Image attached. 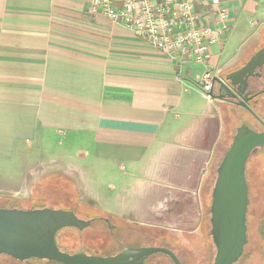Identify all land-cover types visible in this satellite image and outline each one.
I'll list each match as a JSON object with an SVG mask.
<instances>
[{
	"label": "crops",
	"instance_id": "0c3cea01",
	"mask_svg": "<svg viewBox=\"0 0 264 264\" xmlns=\"http://www.w3.org/2000/svg\"><path fill=\"white\" fill-rule=\"evenodd\" d=\"M90 5L0 0V158L67 168L122 223L207 243L214 170L232 134L222 103L196 86L231 62L226 38L206 64L179 68ZM228 13L227 36L258 25L239 53L264 36V0H232Z\"/></svg>",
	"mask_w": 264,
	"mask_h": 264
},
{
	"label": "water",
	"instance_id": "95a60500",
	"mask_svg": "<svg viewBox=\"0 0 264 264\" xmlns=\"http://www.w3.org/2000/svg\"><path fill=\"white\" fill-rule=\"evenodd\" d=\"M264 57V51L259 53ZM252 57L245 68L213 78V99L227 103L231 97L228 81L235 75L246 77L254 69ZM264 147V132L247 125L237 128L233 141L220 161L212 190L210 233L215 248L212 264H235L248 244L249 184L247 163L253 153ZM91 221L80 218L73 210L38 207L21 209L0 206V255L19 261L39 259L61 264H148L151 255L163 254L174 264H182L178 255L165 246L126 248L114 255H95L80 251H62L56 240L60 230L82 231Z\"/></svg>",
	"mask_w": 264,
	"mask_h": 264
},
{
	"label": "rangeland",
	"instance_id": "374dc122",
	"mask_svg": "<svg viewBox=\"0 0 264 264\" xmlns=\"http://www.w3.org/2000/svg\"><path fill=\"white\" fill-rule=\"evenodd\" d=\"M242 27L239 31H234L230 33L225 41L223 42L224 46V57L230 58L235 57L239 51L240 46L247 40L249 41L258 38V25L256 27H251L250 24L243 23L240 24ZM261 34V33H260ZM264 35V34H262ZM222 46V47H223ZM218 52V47L214 49ZM196 89L200 88L196 86ZM201 91V90H199ZM228 122L231 124L230 134H234L235 126L237 127L239 123L232 119V117H227ZM84 153V152H83ZM27 161H21L19 158L16 159H5L0 158V205H3L5 201L4 198H14L15 201H20L23 204L36 203L38 200L41 202H50L55 200L49 196V192L55 187V181L67 180L69 179L67 168L63 167H38L37 170L30 171V168L25 167ZM28 163V162H27ZM115 169V168H114ZM14 173L13 180H9L11 173ZM216 178V172L214 179ZM247 180L249 184V208H248V244L245 247L243 256L235 264H264V147L259 148L255 153L251 155L247 163ZM77 187V202L82 204L90 205L91 210L94 211L97 215L101 214L104 216H109L111 221L117 225L116 230L120 233L124 228H130L131 231L142 230L137 226L126 225L118 219L119 217L113 214V208L106 207L103 202L99 206L100 201L96 204H92L91 200L84 197V192L80 191L78 183H75ZM103 185V184H102ZM108 185V184H107ZM117 187V184H114V188ZM102 198H105L106 201L113 196L114 192L105 189L101 191ZM37 200V201H36ZM19 202V203H20ZM44 202V203H45ZM106 203V202H105ZM43 205V203H42ZM106 214V215H105ZM116 217H118L116 219ZM209 217V216H208ZM115 219V220H114ZM134 230H133V229ZM115 229H110L105 221H97L94 225L87 228L80 234L83 238L87 247H90L95 250L102 249L101 245L93 243L98 242L99 240L111 239L118 234ZM145 231V230H143ZM121 235V234H120ZM208 238L209 237L208 232ZM79 236V234H78ZM61 242L65 244L64 246L68 248H73V244L67 237H62ZM129 245L131 244H140L142 246L152 247L160 246L156 245V240H152L151 237L148 238H133L129 236V239L126 241ZM148 244V245H147ZM82 243L77 245L76 249H84ZM104 247V246H102ZM113 247V246H112ZM196 251L193 253L192 257L187 259L188 264H212L215 254V248L212 246V249L209 248L207 253L203 250L204 243L202 241L197 242ZM80 252V251H79ZM184 254V253H183ZM155 264H170L169 259H167L162 254H157L154 257ZM0 264H57L52 261H44L39 259H32L30 261H19L11 256L1 254L0 255Z\"/></svg>",
	"mask_w": 264,
	"mask_h": 264
},
{
	"label": "built area",
	"instance_id": "2783aa9c",
	"mask_svg": "<svg viewBox=\"0 0 264 264\" xmlns=\"http://www.w3.org/2000/svg\"><path fill=\"white\" fill-rule=\"evenodd\" d=\"M232 0H91L90 13L101 12L134 35L145 38L179 68L206 64L212 47L227 37L228 5ZM206 5L205 12L197 11ZM213 70L198 81L203 96L212 99Z\"/></svg>",
	"mask_w": 264,
	"mask_h": 264
},
{
	"label": "flooded vegetation",
	"instance_id": "af4514ba",
	"mask_svg": "<svg viewBox=\"0 0 264 264\" xmlns=\"http://www.w3.org/2000/svg\"><path fill=\"white\" fill-rule=\"evenodd\" d=\"M262 51H264V36L261 37L255 45L251 47H244L240 53L232 58L229 64H226V67L219 74L220 76H226L242 70L247 66L252 57H256L253 61L254 69L252 71H248L246 77L241 78L235 75L233 81L227 82L230 90L229 94L231 97L228 99V102L225 104L223 103L222 106L225 108L228 117H232L233 120L239 123L237 127L235 126V133L237 128L241 125H247L252 130L257 132H264V57L259 55V53H261ZM85 220L91 221L90 226H88L87 228L94 225L97 221L103 220L106 222V225L110 229L114 228L115 231H117V225L115 224V222L113 223L111 221V218L109 216L88 218ZM87 228H85L84 230H86ZM130 229L131 228H124L122 229L121 233L120 231H117L118 234L114 236L109 242H106L105 240H99L97 243H95L93 240V243L101 245L100 247L102 248L93 251V253L95 255L107 256L114 255L126 248H137L141 245H129L128 243H126V241L129 239V236L132 235L133 238L137 237L138 239H140L141 237L148 238L150 235L149 232L146 231H131ZM84 230H82V232ZM156 255L157 254L151 255L146 259L145 262L148 264H155L154 257H156ZM164 256L169 259L170 264H174L169 257H167L166 255ZM188 256L181 254L178 257L182 264H188L186 262L187 258H190L193 255L189 254ZM55 263L61 264L58 262Z\"/></svg>",
	"mask_w": 264,
	"mask_h": 264
},
{
	"label": "trees",
	"instance_id": "16d2710c",
	"mask_svg": "<svg viewBox=\"0 0 264 264\" xmlns=\"http://www.w3.org/2000/svg\"><path fill=\"white\" fill-rule=\"evenodd\" d=\"M234 135H235V133L232 135L231 139L229 140L228 145H227V149L225 151H223L222 158H223L224 154L226 153V151L228 150L229 146L231 145L233 138H234ZM215 172H216V168L214 170V175H215ZM212 190H213V188H212ZM212 190H211V192H212ZM76 192H77V187H76L75 182H73L69 179L59 180V181H55V187H53V190H51L49 192V196H53L51 198L55 199L53 201H50V202L44 201L45 202L44 203V202H41V200H43V199H40V201L36 200L37 201L36 203L32 202L31 204L27 205V204H23L20 201H15L14 198H4L3 201H5V203L3 205H0V206L1 207H17V208H21V209H31V208H38V207H50V208H54V209H60L61 208V209H65V210H73L80 218H83V219L104 216V214L103 215L101 214V216L97 215L94 211L91 210L90 205H86V204H82L81 202H77L76 201L77 194L75 195ZM42 203H43V205H42ZM206 217H207V224H208L207 234L209 232V237H211L209 207L207 208ZM117 218L118 217H116V219ZM118 219H120V218H118ZM146 232H149V234H150L149 237H151L152 240H156V245L172 248L178 256H180L183 253L186 256H188L189 254L191 255V254L195 253L196 248H198V247H196V245H197L196 240L195 241L192 240V243H190L188 241V239H184V238H181L179 236L174 237L171 233L166 232V231L150 230L149 229ZM81 233H83V232L78 230L77 228H74V227L60 230L56 235V240H57V244H58L59 248L62 251H65L68 253H76L79 251H85L88 254L89 253L94 254L93 253L94 249L87 247L83 238L80 236ZM78 234H79V236H78ZM62 237L69 238V240L71 241V244H73V246H75V247L68 248V247L64 246L65 244H63L61 242ZM110 240L107 239L105 241L109 242ZM81 243L86 247L84 249H78V248L76 249L77 245L78 244L80 245ZM95 243H97V242H95ZM212 246H214V245H213L212 237H211V240H209V242L204 243V247H206V249L208 251L209 248L212 249ZM98 247H100V246H98ZM207 251H205V254L207 253Z\"/></svg>",
	"mask_w": 264,
	"mask_h": 264
}]
</instances>
